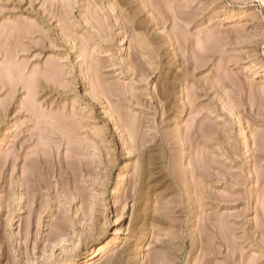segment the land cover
Wrapping results in <instances>:
<instances>
[{
    "label": "rangeland",
    "instance_id": "obj_1",
    "mask_svg": "<svg viewBox=\"0 0 264 264\" xmlns=\"http://www.w3.org/2000/svg\"><path fill=\"white\" fill-rule=\"evenodd\" d=\"M0 264H264V0H0Z\"/></svg>",
    "mask_w": 264,
    "mask_h": 264
}]
</instances>
